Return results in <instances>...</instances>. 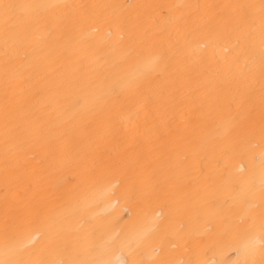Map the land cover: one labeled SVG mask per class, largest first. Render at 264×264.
Wrapping results in <instances>:
<instances>
[{
  "label": "bare ground",
  "instance_id": "6f19581e",
  "mask_svg": "<svg viewBox=\"0 0 264 264\" xmlns=\"http://www.w3.org/2000/svg\"><path fill=\"white\" fill-rule=\"evenodd\" d=\"M32 4L70 5H170L165 16L154 8H85L56 10L67 16L52 18L46 27L23 35L17 43L31 53L25 74L40 90L41 97H53L57 111L36 121L43 134L27 136L19 146V168L5 183L2 116H0V260L5 254V213L10 221L23 225L14 236L26 259L55 261L67 258L49 243L58 233L67 236L83 251L104 245L103 258L112 264L123 259L158 264L162 259L190 261L237 259L236 249L254 241L261 247L259 200L243 201L228 189L232 183L259 190L264 139L259 133L260 91L245 89L248 71L243 60L248 55L245 41L238 37L226 10L189 9L185 5H259L260 0H16ZM73 13L81 20L73 22ZM113 17L117 22H109ZM58 27L57 38L47 33ZM154 33V39L178 55L168 75L152 78L149 122L163 117L174 128L189 134L165 148L153 140L143 145L137 134L144 126L145 113L139 102L129 97L110 116H97L93 127H85L81 117L95 111L100 99H107L114 85L139 76L141 68L128 58L130 33ZM258 29V24H257ZM156 54L143 49L141 61ZM4 44L0 36V97L3 89ZM239 58L241 65L225 75L218 69ZM258 65V48H257ZM251 66V65H249ZM201 72L206 73L202 76ZM79 77L91 81L89 88H77L66 98L62 81ZM189 94L182 96L175 90ZM79 96L85 103L76 104ZM208 107L199 119L195 105ZM253 106L254 134L244 126L248 108ZM50 120V123L47 122ZM243 121L244 124L239 122ZM240 127V134L231 131ZM192 129H196L192 133ZM227 130V134H225ZM105 151L124 162V171L136 181L133 186L117 175L98 171L96 177L77 187L75 177H83L95 159ZM187 160L180 164V157ZM201 167L207 171L201 174ZM113 185H116L113 187ZM75 189L71 199L54 200L53 193ZM158 196L141 197V190ZM54 210L56 220H48L40 205ZM255 205V206H252ZM132 211L129 212L128 209ZM255 217L254 227H250ZM37 237L33 242L31 238ZM111 241L110 243H108ZM122 241L132 247H121ZM87 258H93L87 256ZM249 259H251L249 257ZM259 261L260 257H255Z\"/></svg>",
  "mask_w": 264,
  "mask_h": 264
},
{
  "label": "snow or ice",
  "instance_id": "6c2138e0",
  "mask_svg": "<svg viewBox=\"0 0 264 264\" xmlns=\"http://www.w3.org/2000/svg\"><path fill=\"white\" fill-rule=\"evenodd\" d=\"M154 8L160 10L165 16L174 6L170 5H70V4H32L20 3L16 0H0V36H2L4 44L3 57V89L2 97H0V116H2V135L4 143V173L5 183L9 181V174L15 172L19 168V159L17 149L25 142V134L29 137L40 136L43 134V125H37L36 121L43 120L45 117H51L57 111V103L51 96L41 97L40 90L32 82L30 75L25 74L26 66L31 65L32 56L26 49H20L16 45L20 38L30 32H34L40 27H46L52 18L67 16V12L58 13L56 10H76L85 8ZM183 7L189 9H222L226 10L229 21L234 26L238 37L242 38L248 48V55L243 60V68L248 71V76L245 80V89L252 91L257 83V71L260 91V126L259 133L264 139V0H260L259 5L254 4H234V5H185ZM81 17L73 13V22H79ZM109 22H117L118 19L113 17ZM258 24V29H257ZM58 27L49 28L48 35L53 39L57 38ZM131 44L129 46L128 58L137 63L141 68L139 76L135 79L128 80L124 83L114 85L111 88L110 95L107 99H100L97 104V109L85 113L81 119L85 127L91 128L95 124L97 116L105 117L113 114L129 97L136 98L139 102L137 111L145 113V120L142 132L138 129L137 134L143 137V145H151L153 140L163 141L155 145L156 148H165L173 144L177 138L189 134L188 129L174 128L170 120L162 116L149 122V114L152 109L149 108V97L147 92L152 91V78L158 76L161 79L168 75L169 67L178 55L188 57L186 52L173 51L171 46H165L154 39V33L147 31L140 32L139 29L130 33ZM153 47L156 49V54L146 60L141 61L143 49ZM257 48H258V65H257ZM241 65L239 58L235 59L231 65L218 69L225 75L234 73ZM251 65V66H249ZM204 76L206 73L201 72ZM91 81H82L79 77L73 80L62 81L60 87L63 89L66 98L71 100L73 90L79 88H89ZM182 96H188V92L182 88L175 90ZM86 96H79L75 99L76 104L85 103ZM207 105L200 103L195 105L196 117L205 113ZM248 122L244 126V131L251 135L255 132L254 119L251 116L253 106L248 108ZM50 123V120L47 121ZM244 124L243 121L239 122ZM240 127L233 125L231 131L236 135L240 134ZM195 133L196 129L191 130ZM227 134V130L225 132ZM187 157H180L177 167L180 166ZM124 162L115 158L110 152L105 151L95 159L94 164L85 170L83 177H75L72 181L77 187L81 186L86 181L93 180L98 171H104L110 174L117 175V185L121 180L128 181L133 186L136 181L130 178L124 171ZM206 169L201 167V174L206 173ZM116 185H113L115 187ZM232 194L240 197L243 201L259 200L260 214L259 226L261 236H264V152L261 154V176L259 190L245 187L240 183H232L228 189ZM75 189L53 193L52 199L60 201L71 199L75 195ZM141 197L158 196L159 193L151 190H141ZM255 206V205H252ZM39 210L46 219L55 221L56 217L54 210L50 209L47 204L40 205ZM132 211L131 208L128 209ZM255 217L251 218L250 227H254ZM23 227L22 224L10 221L9 215L5 213L4 231H5V254L13 257L12 259L0 260V264H112L110 260L104 259V245H93L91 248H83V245L78 248L71 239L62 234H57L50 244L58 247L63 255L67 258L58 259L55 261L31 260L23 257V247L15 240V233ZM37 237L30 239V243ZM109 241L108 243H110ZM121 247L131 248L132 244L128 241H122ZM237 259L212 260L208 258H198L190 261H181L180 264H264V240H261V247L257 251L255 242L251 241L236 249ZM259 255L257 261L255 257ZM91 256L93 258H87ZM249 257L251 259H249ZM119 264H145L144 261L135 259H123ZM158 264H177L175 260L162 259Z\"/></svg>",
  "mask_w": 264,
  "mask_h": 264
}]
</instances>
